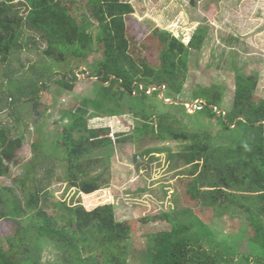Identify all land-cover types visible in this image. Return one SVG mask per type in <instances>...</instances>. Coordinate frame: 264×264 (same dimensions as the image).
<instances>
[{"label":"trees","instance_id":"1","mask_svg":"<svg viewBox=\"0 0 264 264\" xmlns=\"http://www.w3.org/2000/svg\"><path fill=\"white\" fill-rule=\"evenodd\" d=\"M192 4L196 1L193 0ZM23 6L26 8L24 14L19 11ZM88 7L99 24L97 36L87 21L80 24L60 0H0V59L3 63L35 42V37L25 36L26 31L42 36L47 43L43 54L54 63H66L69 56L90 51L94 45L103 53L102 60L85 71L98 79L97 90L102 91L103 98L85 97L79 102L72 112L69 131L62 137L61 147L50 144L47 156L62 149L68 164L66 181L86 197H91L109 185L106 170L98 175H93V171L103 163V167H107L114 143L134 142L140 157L145 154L140 151L155 139L185 143L181 160L193 155V168L187 174L198 180L201 206L211 212L218 209L224 214L237 210L248 216L255 232L249 241L251 255H243V259L249 264H264V104L251 106L257 78H243L235 67L238 71L235 105L226 116L224 112L218 115L223 100L221 86L197 89L193 101L203 100L205 103H200L202 109L194 116L197 124L202 123V126L200 132L190 131L183 120H176L169 112H160L159 109L185 108L169 105L165 99L184 93L189 82L191 52L202 51L209 36L207 28L202 26L196 31L187 45L173 33L164 32L160 39L163 48L154 61L143 52L135 35L128 30L126 17L134 13L131 3L88 0ZM69 76L71 79L68 75L59 79L56 75V83L71 92L79 75L71 69ZM154 87L160 89L149 94ZM50 88L52 84L40 80L32 85L29 92L32 97L25 103ZM9 99L14 100L10 106L12 111L23 102V98L15 99L13 94H4L0 98V107H5ZM125 109L135 120L131 132L111 138L110 128L91 126V122L116 117ZM181 111L187 115L185 109ZM12 117L14 124L17 123V114ZM212 119H217L216 126L220 127L216 135L205 130L207 122L204 121L213 125ZM21 145L22 136L12 137L11 131L0 122V178L10 175L8 165L14 163ZM58 158L55 156L49 161L48 169L45 165H35V161L33 166L47 169L50 174ZM30 182V179L23 181L24 188L32 192L24 205L25 210L11 197L1 200L7 208L1 219L12 216L16 220L17 217L33 215L28 225L21 228L19 237L0 238V264H40L37 256H30V249L26 252L25 243L53 236L47 214L39 209L43 192L39 187H29ZM7 190L15 193L12 188ZM254 200L256 202L252 203ZM180 213L177 220H173L171 214L165 215L172 230L147 236V264H234L238 260L242 253H238V245L246 230L240 231L239 237L232 242L215 243L214 233L201 214ZM69 214L72 221L79 223L80 239L73 241L70 250L76 254L74 257H79L80 246L84 244L93 246L95 253L104 255L105 264H130L127 240L131 227L128 222L116 220L114 205L99 206L92 213L80 206L70 210ZM33 250L35 254L39 253L40 246L35 245ZM90 264H97V260H91Z\"/></svg>","mask_w":264,"mask_h":264},{"label":"rangeland","instance_id":"2","mask_svg":"<svg viewBox=\"0 0 264 264\" xmlns=\"http://www.w3.org/2000/svg\"><path fill=\"white\" fill-rule=\"evenodd\" d=\"M123 1L131 3L134 8V13L126 17L129 32L135 35L143 52L154 61L163 48L160 39L164 32L173 33L187 45L196 31L202 26L207 28L209 36L204 48L201 52H191L189 82L184 93L165 99L178 101L179 106L185 108L160 107V112H169L176 120H183L190 131L200 132L202 123L201 126L197 124L195 116L202 108L193 101V93L199 88L219 85L223 92L219 113L231 111L235 105L237 69L243 78H257L251 106L264 104V0H195L196 4H192L193 0ZM60 3L80 24L87 21L94 36L99 34V24L88 7V0H60ZM25 10L24 6L19 9L23 14ZM25 36L35 37V42L4 63L0 59V98L4 94H13L15 99L23 98L16 111L11 110L14 103L11 99L5 107H0L1 125L11 131L12 137L22 136L15 161L8 165L10 175L0 178V238L19 237L21 228L28 225L33 213L16 220L12 216L1 219L7 209L1 200L11 197L24 208L32 192L24 188L23 181L30 179L29 187H39L43 192L39 209L47 214L53 230L51 238L25 243L26 252L30 249V256H37L40 264H90L93 259L97 264H105L104 255L95 253L93 246L81 244L79 257H74L76 254L70 250L73 241L80 239L79 223L70 219L69 211L83 206L92 213L107 204L115 206L116 220L130 224L127 240L130 264H147V236L172 230L165 215L171 214L172 219L177 220L181 217L180 212L201 214L214 233L215 243L232 242L239 237L240 231L246 230L238 245V253H242L234 264H249L243 255H251L248 247L252 246L249 241L255 231L248 216L237 210L223 214L218 209L214 212L203 209L198 180L187 174L193 168V155L181 160L185 143L155 139L140 151L145 153L143 157L138 155L134 142L114 143L107 167L104 168L103 163L93 171V175H98L106 170L109 185L91 197H86L66 181V153L59 149L49 157L48 146L55 143L61 147L62 137L72 123V112L83 98H103L102 91L97 90L98 79L91 77L89 71L85 73L102 60L103 53L94 45L90 51L69 56L66 63H54L43 54L47 43L41 35L26 31ZM71 69L79 76L70 92L56 83V75L59 79L64 78L62 75L71 79ZM40 80L52 84V88L26 104V99L32 97L29 94L32 85ZM164 92L167 94L165 89ZM126 110L116 117L91 122V126L110 128L111 138L131 132L135 120ZM14 113L17 114L15 124ZM211 121L213 125L204 121L207 122L205 130L216 135L220 127L216 126L217 119ZM55 156L59 157L55 168L47 174L49 161ZM34 161L35 165H45L47 169L35 168ZM10 188L15 190L14 194L7 190ZM35 245L40 246L37 254L33 250Z\"/></svg>","mask_w":264,"mask_h":264},{"label":"water","instance_id":"3","mask_svg":"<svg viewBox=\"0 0 264 264\" xmlns=\"http://www.w3.org/2000/svg\"><path fill=\"white\" fill-rule=\"evenodd\" d=\"M158 89H160V88H157V87L153 88L149 94H151L154 90H158ZM161 96L163 98V94H161ZM165 102L168 103V104H177V105L181 104L178 101H171V100H165ZM196 103H197V105H199L200 103H205V101L199 100ZM216 110H218V109L216 108ZM219 114H221V113H219ZM224 115H226V113H224Z\"/></svg>","mask_w":264,"mask_h":264},{"label":"clouds","instance_id":"4","mask_svg":"<svg viewBox=\"0 0 264 264\" xmlns=\"http://www.w3.org/2000/svg\"><path fill=\"white\" fill-rule=\"evenodd\" d=\"M165 88H166L165 86L162 87L163 90H164Z\"/></svg>","mask_w":264,"mask_h":264},{"label":"crops","instance_id":"5","mask_svg":"<svg viewBox=\"0 0 264 264\" xmlns=\"http://www.w3.org/2000/svg\"><path fill=\"white\" fill-rule=\"evenodd\" d=\"M99 192V191H98ZM85 195V194H84Z\"/></svg>","mask_w":264,"mask_h":264}]
</instances>
